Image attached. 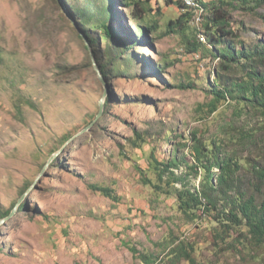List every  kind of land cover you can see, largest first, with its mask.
I'll return each instance as SVG.
<instances>
[{
	"label": "rangeland",
	"instance_id": "obj_1",
	"mask_svg": "<svg viewBox=\"0 0 264 264\" xmlns=\"http://www.w3.org/2000/svg\"><path fill=\"white\" fill-rule=\"evenodd\" d=\"M153 7L162 9L164 16H154L163 30L137 43L142 37L123 8L115 10L123 24H113L114 38L105 39L74 14L73 8L98 12L88 0H0V221L23 199L0 225V264H145L132 248L160 256L157 264H190L168 257L180 243L193 247L197 264H264V245L229 251L215 242L207 219L190 220L175 197L145 184L156 177L152 152L164 162L179 148V156L193 160L188 140L196 131L208 139L247 137L244 156L264 168V118L223 103L201 119L214 97L209 88L218 61L203 46L187 53V42H198L191 22L185 36L164 34L183 12L178 6L153 0ZM233 15L235 28L239 22L247 28L241 33L246 44L264 39V7ZM89 31L98 40L91 49L83 37ZM119 38L132 45L103 78L95 49L110 64L107 54L119 52ZM182 83L197 87L183 90ZM201 181V172L193 174L189 185Z\"/></svg>",
	"mask_w": 264,
	"mask_h": 264
},
{
	"label": "trees",
	"instance_id": "obj_2",
	"mask_svg": "<svg viewBox=\"0 0 264 264\" xmlns=\"http://www.w3.org/2000/svg\"><path fill=\"white\" fill-rule=\"evenodd\" d=\"M90 5L96 7L98 12H88L86 9H75L82 26H89L90 31H100L102 36L114 38L113 24H123V16L116 14L115 10L125 9L123 14L137 25L136 33L142 38L136 39L137 43L147 42L149 34L156 35L163 30V25L157 19L162 17V9H154L153 0H88ZM159 0H157L158 2ZM166 5H176L183 11L176 19H171L164 34H187L188 24L193 18V12L184 11L180 2L165 0ZM204 9L201 30L206 36L207 43H202L199 38L197 43L187 42L186 51L196 54L201 46L204 52L213 61H218L213 69L214 84H210L209 92L214 95L213 100L207 105V114L203 111L201 119L212 116L223 103H233L235 109L242 115L252 112L264 118V39H257L248 45L241 39V33L247 30L243 22L234 27L235 11L244 13H258L264 7V0H201ZM117 15V18H116ZM199 30V29H198ZM89 32L83 37L89 41L91 47L97 46L98 40ZM115 41V39H113ZM120 44L118 53H108L110 64H103V56L95 49V54L102 65V73L108 79L111 69L108 67L112 61H118L121 54L129 51L132 44L123 38L116 40ZM3 50L0 48V60ZM164 66L171 67L173 61L170 56L161 52ZM183 90L195 89V83L180 84ZM108 103H106V107ZM204 107V106H203ZM139 140L145 143L137 133ZM233 137L212 139L205 138L200 132H191V156L193 160L187 162V157L179 156V148L173 150L171 157L160 162L152 152L151 167L155 171V180L145 179V184L150 185L158 194L173 196L177 201V210L190 217L192 221L208 220L212 224V233L218 245H225L229 251H241L246 244L257 247L264 245V168L251 165L244 156L248 150L247 137ZM188 142V143H189ZM141 144V143H140ZM139 143L137 146H141ZM188 144L183 147L186 148ZM186 165L185 173L179 174L181 166ZM219 170V174L215 170ZM244 171L251 173L257 179H245ZM202 173L199 187L190 186V177H198ZM246 181H249L247 184ZM178 185H181L178 186ZM91 188L118 200L114 193L99 186ZM13 210V209H12ZM12 210L3 215L7 218ZM163 250L169 249L166 244L160 245ZM134 257L145 264H157L160 256L146 255L135 248L131 249ZM193 247L180 243L170 250L168 257L180 262L186 259L190 264H197L193 257Z\"/></svg>",
	"mask_w": 264,
	"mask_h": 264
},
{
	"label": "built area",
	"instance_id": "obj_3",
	"mask_svg": "<svg viewBox=\"0 0 264 264\" xmlns=\"http://www.w3.org/2000/svg\"><path fill=\"white\" fill-rule=\"evenodd\" d=\"M175 2H180L184 11L193 12L192 24L199 29L198 38L202 43H207L205 35L201 30V24L203 21L204 9L201 6V0H174Z\"/></svg>",
	"mask_w": 264,
	"mask_h": 264
},
{
	"label": "water",
	"instance_id": "obj_4",
	"mask_svg": "<svg viewBox=\"0 0 264 264\" xmlns=\"http://www.w3.org/2000/svg\"><path fill=\"white\" fill-rule=\"evenodd\" d=\"M66 14H67V12H66ZM67 15H68V14H67ZM68 16H69V15H68ZM85 40H86V43H87V47H88L89 49H91V45H90L89 41H88L87 39H85ZM98 73L101 74V76L103 77V73H102L101 69H98ZM103 78H104V77H103ZM103 82H104V84H106L105 79H103ZM106 86H107V84H106ZM108 93H109V90H108V86H107V92L105 93V96H104L105 99H106ZM105 99L102 100V102H101V107H100V109H101V110H100V117L103 115V110H104L105 105H106ZM57 155H59V154H57ZM52 160H53V159H52ZM50 163H51V162H50ZM48 165H49V164H48ZM22 201H23V199L20 200V202H19V203L17 204V206L12 210V212L10 213V215H9L7 218H4V219H2V220L0 221V225L6 223L8 220H10V219L15 215V213L19 210Z\"/></svg>",
	"mask_w": 264,
	"mask_h": 264
}]
</instances>
